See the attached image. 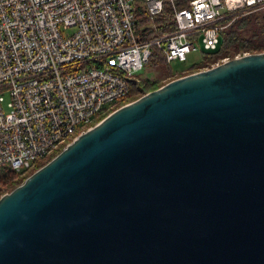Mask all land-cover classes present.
<instances>
[{"label":"water","instance_id":"95a60500","mask_svg":"<svg viewBox=\"0 0 264 264\" xmlns=\"http://www.w3.org/2000/svg\"><path fill=\"white\" fill-rule=\"evenodd\" d=\"M0 264H264V51L116 107L3 193Z\"/></svg>","mask_w":264,"mask_h":264},{"label":"built area","instance_id":"2783aa9c","mask_svg":"<svg viewBox=\"0 0 264 264\" xmlns=\"http://www.w3.org/2000/svg\"><path fill=\"white\" fill-rule=\"evenodd\" d=\"M167 2L173 30L140 23L138 8L154 16ZM262 9L264 0H0V167L25 170L93 125L131 93L129 78L155 48L185 61L216 48L239 14Z\"/></svg>","mask_w":264,"mask_h":264},{"label":"trees","instance_id":"16d2710c","mask_svg":"<svg viewBox=\"0 0 264 264\" xmlns=\"http://www.w3.org/2000/svg\"><path fill=\"white\" fill-rule=\"evenodd\" d=\"M185 6V3H182ZM137 16L140 23L154 22L163 31H170L176 27V21L173 16L172 8L167 2L161 13L150 16L143 7L138 8ZM142 31H137V35ZM145 32V31H143ZM151 32L148 31L146 35ZM261 52L264 51V9L258 11H250L239 14L229 25H227L220 34V41L214 49H202V56L199 60L182 68H174L157 49H154L153 55L148 61L149 66L166 63L167 76L159 78H152L143 75L129 78L131 93L124 99L115 103L114 107L106 108L96 114L92 124L107 115L111 110L120 106L125 101L137 98L141 94L155 89L164 83L167 77H178L193 71L202 69L205 66L220 60L223 57H233L237 53L243 52ZM79 131V128L76 132ZM72 135L68 137L66 142L72 139ZM61 145L56 151L46 157L38 158L32 166L25 170L18 171L9 164H4L0 167V196L12 190L15 186L20 184L29 174L34 172L40 166L48 162L57 152L63 148Z\"/></svg>","mask_w":264,"mask_h":264},{"label":"rangeland","instance_id":"374dc122","mask_svg":"<svg viewBox=\"0 0 264 264\" xmlns=\"http://www.w3.org/2000/svg\"><path fill=\"white\" fill-rule=\"evenodd\" d=\"M202 49L198 48L195 51H192L190 53H188L187 55V59L185 61H180V60H174L172 62H169L174 68H182L184 66H187L189 64H191L194 61H197L200 59V57L202 56ZM166 63H161L158 65H147L142 71H141V75L143 76H147V77H152V78H159L161 79L162 77H166L167 76V67H166ZM173 78V77H172ZM171 79V77H167L164 79V83L169 81ZM2 90L0 89V92ZM112 102L106 103V105L110 106Z\"/></svg>","mask_w":264,"mask_h":264}]
</instances>
